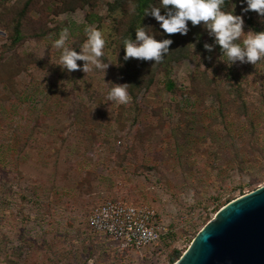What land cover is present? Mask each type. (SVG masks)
I'll use <instances>...</instances> for the list:
<instances>
[{
	"label": "rangeland",
	"instance_id": "374dc122",
	"mask_svg": "<svg viewBox=\"0 0 264 264\" xmlns=\"http://www.w3.org/2000/svg\"><path fill=\"white\" fill-rule=\"evenodd\" d=\"M135 1L0 0V264H175L220 209L264 186V60L229 68L219 48L209 60L211 38L189 22L160 62L124 61L138 27L163 35ZM87 25L121 66L55 65L54 39L68 28L79 51ZM112 82L129 84L127 103L108 100ZM107 200L153 208L165 234L136 251L93 231Z\"/></svg>",
	"mask_w": 264,
	"mask_h": 264
},
{
	"label": "clouds",
	"instance_id": "9594fccd",
	"mask_svg": "<svg viewBox=\"0 0 264 264\" xmlns=\"http://www.w3.org/2000/svg\"><path fill=\"white\" fill-rule=\"evenodd\" d=\"M241 14L234 11H224L225 0H159V6L152 5L145 10V15H150L159 24L157 36L149 31L155 28L153 25H142L135 30V38L124 41L123 60L135 58L140 61L160 62L170 51L173 44L172 34L186 36L189 31V22L192 26H201L206 32L211 43L205 42L203 48L210 55L219 48L218 61H222L231 68L239 64H253L264 60V30L256 31L249 28L245 32L244 14L255 11L261 18H264V0H239ZM82 22V17L81 21ZM264 23V19H262ZM156 29V28H155ZM157 30V29H156ZM87 36L79 51L70 46V32L68 28L62 29L58 38L54 39L53 46L60 51L55 65L61 71L71 74L81 70L85 74L92 70H106L113 64L119 63L104 62L106 39L103 31L94 26L85 27ZM244 36L242 42L241 37ZM160 37V38H158ZM77 61L84 63L78 64ZM107 93L108 100L117 104L127 103L129 100L128 83H114Z\"/></svg>",
	"mask_w": 264,
	"mask_h": 264
},
{
	"label": "water",
	"instance_id": "95a60500",
	"mask_svg": "<svg viewBox=\"0 0 264 264\" xmlns=\"http://www.w3.org/2000/svg\"><path fill=\"white\" fill-rule=\"evenodd\" d=\"M175 264H264V186L220 209Z\"/></svg>",
	"mask_w": 264,
	"mask_h": 264
},
{
	"label": "built area",
	"instance_id": "2783aa9c",
	"mask_svg": "<svg viewBox=\"0 0 264 264\" xmlns=\"http://www.w3.org/2000/svg\"><path fill=\"white\" fill-rule=\"evenodd\" d=\"M89 225L123 248L136 251L157 244L165 234L163 222L153 208L123 200L101 203L92 212Z\"/></svg>",
	"mask_w": 264,
	"mask_h": 264
},
{
	"label": "trees",
	"instance_id": "16d2710c",
	"mask_svg": "<svg viewBox=\"0 0 264 264\" xmlns=\"http://www.w3.org/2000/svg\"><path fill=\"white\" fill-rule=\"evenodd\" d=\"M121 1V0H118V2ZM149 1L151 0H136V8L138 9V14L141 15L142 17H146L148 15H145V10L148 8L149 6ZM135 38V36L133 37ZM22 36H21V33L19 32L18 29H16V36L13 40L14 44H17L19 43L21 40H22ZM177 255H179V253H177ZM175 262V261H174Z\"/></svg>",
	"mask_w": 264,
	"mask_h": 264
}]
</instances>
